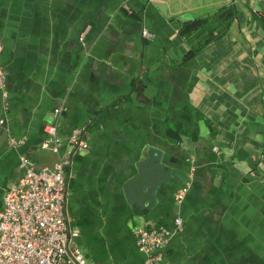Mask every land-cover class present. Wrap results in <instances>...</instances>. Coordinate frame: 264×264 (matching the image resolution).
Returning a JSON list of instances; mask_svg holds the SVG:
<instances>
[{"label":"crops","instance_id":"1","mask_svg":"<svg viewBox=\"0 0 264 264\" xmlns=\"http://www.w3.org/2000/svg\"><path fill=\"white\" fill-rule=\"evenodd\" d=\"M197 27L221 34L193 52ZM0 61V209L20 156L50 167L83 126L65 213L87 264H142L152 227L158 264H264V0H0Z\"/></svg>","mask_w":264,"mask_h":264},{"label":"built area","instance_id":"2","mask_svg":"<svg viewBox=\"0 0 264 264\" xmlns=\"http://www.w3.org/2000/svg\"><path fill=\"white\" fill-rule=\"evenodd\" d=\"M141 34L147 39L153 37L147 29H142ZM83 37L84 31L79 40ZM0 92L5 98V71L1 61ZM3 108L7 109L6 103ZM64 110V107H55L52 121L43 127L46 140L41 147L58 154L64 145L58 132V118ZM4 121V118H0V124ZM84 133L83 126L72 129L66 139L63 155L50 167L36 168L30 158L20 156L23 173L2 197L0 264H87L84 253L76 243L79 230L68 224L65 213L68 168L74 153L87 147ZM10 142L17 145L22 140L11 138ZM257 167L264 175V161H258ZM194 170V166H191L190 177ZM188 186L189 182H186L176 191L174 199L177 203L184 199ZM174 222L176 226L181 224L179 218H175ZM133 236L136 247L144 257L142 264H158L159 250L169 238L166 228H135Z\"/></svg>","mask_w":264,"mask_h":264},{"label":"trees","instance_id":"3","mask_svg":"<svg viewBox=\"0 0 264 264\" xmlns=\"http://www.w3.org/2000/svg\"><path fill=\"white\" fill-rule=\"evenodd\" d=\"M232 10L230 9V16L227 18H224L226 20V23L229 22L232 18ZM198 20V19H196ZM196 20H194L192 23H195ZM190 28V27H189ZM188 27H184V29H189ZM215 29V27H214ZM221 34V32H217L214 33L213 30H202L199 27H197L196 29L193 30V32L191 31V33L188 35L191 39V42L193 43V52H196L195 50H199L201 49L203 46H205L206 44H208L209 42H212L215 38H217L219 35Z\"/></svg>","mask_w":264,"mask_h":264}]
</instances>
